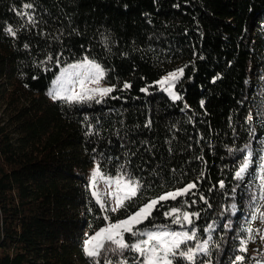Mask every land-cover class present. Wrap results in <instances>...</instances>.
I'll return each instance as SVG.
<instances>
[{"label":"trees","instance_id":"16d2710c","mask_svg":"<svg viewBox=\"0 0 264 264\" xmlns=\"http://www.w3.org/2000/svg\"><path fill=\"white\" fill-rule=\"evenodd\" d=\"M86 56L116 90L101 103L53 100L48 87L59 68ZM180 68L182 99L174 102L152 85ZM125 82L132 87L122 89ZM248 144L252 164L241 181L235 172ZM261 155L264 0H0V264H90L84 242L105 226V214L123 219L198 180L197 195L162 202L142 227L170 224L164 212L194 199L182 210L200 213V241L214 224L212 264H233L246 229L264 233L251 219ZM95 164L143 188L124 208L103 213L87 180ZM134 255L125 253L130 264ZM206 259L201 254L199 264ZM257 261L264 264L259 236L245 264Z\"/></svg>","mask_w":264,"mask_h":264},{"label":"snow or ice","instance_id":"6c2138e0","mask_svg":"<svg viewBox=\"0 0 264 264\" xmlns=\"http://www.w3.org/2000/svg\"><path fill=\"white\" fill-rule=\"evenodd\" d=\"M25 8H32L31 4L24 5ZM26 15V14H25ZM29 22L35 23L32 17L29 16ZM9 34L15 36L16 33L11 27L7 28ZM28 47L27 44L24 45ZM48 60H52L49 56ZM184 75V69L180 68L167 73L161 79L155 82L154 85L159 90L167 93L169 97L175 102L182 99V97L175 91L177 83ZM106 76L105 69L96 61L84 57L83 61L73 63L61 70L60 76L55 81L56 89L50 92L53 100H63L66 103H84L85 101L95 100L96 103H101L102 100L113 93L115 86L100 87L99 85ZM89 85H97L96 87H89ZM149 86V87H152ZM132 85L125 82L122 89H129ZM142 92L147 93L148 88H142ZM99 97V98H97ZM117 99L118 97H112ZM203 106V101L201 102ZM184 108H188L185 104ZM252 116L247 117L251 121ZM151 121L145 126H150ZM92 132L89 131L88 135ZM203 137H201L202 139ZM171 144V141H168ZM248 152L241 163L239 169L235 172L237 180H243L245 174L248 172L252 164V152L250 144L245 145ZM244 149H241L243 151ZM173 149L169 147V152ZM230 151H232L230 149ZM203 159V157H199ZM259 163V194L258 206L255 207V214L252 216V221L259 220L264 223V155L260 156ZM123 167V166H121ZM175 172V169L172 170ZM203 177V172H201ZM102 180L110 189L107 193L108 198L114 200L115 207L106 204L104 197L99 191H93L92 195L96 199L101 212L107 213L109 211L116 212L124 208L127 201L137 197L143 188V184L139 179L129 176L126 172L115 177L104 174L98 165L90 178L91 186L96 188L97 180ZM199 180L196 182H189L182 188L175 189L159 195L156 198L150 199L147 203L140 206L137 211L131 213L122 220L110 222L109 216H103L106 222L105 226L99 228L92 235H90L84 242L83 251L90 259V264H130L129 259L125 253H134L131 264H176L177 259L185 262V264H199L198 258L202 254L207 257L203 264H212L210 241H212L211 233L215 231L214 224H209L205 228L208 233L207 238L200 241L197 236V228L195 227V220L200 218L199 212H189L182 210L187 204L188 207L196 204V200L181 201L179 206H173L168 211L164 212V216L170 221V224H152L151 227L141 228L140 225L146 221L154 219L153 212L157 211V205L162 202L177 201L182 197L197 195L194 189H197ZM219 187L223 189L225 184L219 181ZM235 191V189H233ZM199 199L205 204H208L207 199L203 194L199 195ZM257 200V197H253ZM208 207H211L208 204ZM236 204L231 205L233 214L236 211ZM178 225L181 231L174 230L171 225ZM231 224H226L225 228H230ZM129 236L132 239H126ZM259 236L261 241H264V233L260 229L247 228L246 236L240 240V246L237 249L238 255L234 257L233 264H245L246 253L248 251V244L254 242ZM195 243L189 246V242ZM218 247V246H217ZM116 256L118 259L113 260L109 255ZM260 264V261H257Z\"/></svg>","mask_w":264,"mask_h":264},{"label":"rangeland","instance_id":"374dc122","mask_svg":"<svg viewBox=\"0 0 264 264\" xmlns=\"http://www.w3.org/2000/svg\"><path fill=\"white\" fill-rule=\"evenodd\" d=\"M83 61V59L79 60V61H76V62H73V63H77V62H81ZM71 63V64H73ZM70 65V64H68ZM68 65L66 66H62L59 68L58 72L55 74V77L53 78L52 82L50 83L49 87H48V91H49V94L50 92L54 91L57 87V85L55 84V81L57 80V78L60 76V73H61V70L65 67H67ZM97 85H89V87H96ZM100 87H107L108 85L105 84L104 80L101 82V84L99 85ZM51 96V95H50ZM99 98V97H97ZM98 165L95 164L91 169H90V172L87 174V180H88V183H89V187H90V190L91 192L93 191H99L101 193V195L104 197L105 201H106V204L107 205H110L111 207H115V202L114 200L108 198L107 196V193L110 191V189L108 188V186L102 181V180H97V185H96V188L93 189L92 186H91V182H90V178H91V175L93 173V170L97 167ZM108 176V175H107ZM117 176V175H116ZM112 177H115V176H112ZM95 199V198H94ZM96 200V199H95ZM117 212V211H116ZM124 219V218H123ZM119 220H122V219H118L116 221H119ZM114 221V222H116ZM110 222H112L110 220ZM141 228L142 225H140ZM126 238V237H125ZM252 254L254 255V252H252Z\"/></svg>","mask_w":264,"mask_h":264}]
</instances>
